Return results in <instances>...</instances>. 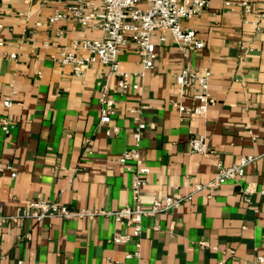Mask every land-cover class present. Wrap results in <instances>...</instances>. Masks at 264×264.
Listing matches in <instances>:
<instances>
[{
  "label": "crops",
  "instance_id": "crops-1",
  "mask_svg": "<svg viewBox=\"0 0 264 264\" xmlns=\"http://www.w3.org/2000/svg\"><path fill=\"white\" fill-rule=\"evenodd\" d=\"M70 1L0 0V264L137 263L125 257L134 251V240H111L130 228L100 211L135 205L132 175L117 157L132 146L138 121L147 124L139 147L149 168L140 188L142 205L206 185L218 162L254 157L241 177L204 186L169 212L144 217L139 264H255L264 255V20L256 29L244 22L241 7L224 2H248L247 19L254 21L264 0H210L200 15L183 19L204 40L202 49L185 52L170 35L163 42L153 36V68L131 78L138 88L124 93L99 62L77 76L57 61L60 47L100 34L71 15L48 21ZM76 53L85 54L80 48ZM117 58L124 71L142 70L131 42ZM182 67L210 72L215 102L204 117L180 114L173 105L194 104L191 89L180 93L175 83ZM103 83L115 113L100 126ZM5 98L9 107L2 104ZM4 118L11 124L8 134L1 129ZM198 134L205 136V154L190 151L189 139ZM35 199L99 212L41 221L3 218Z\"/></svg>",
  "mask_w": 264,
  "mask_h": 264
},
{
  "label": "built area",
  "instance_id": "built-area-1",
  "mask_svg": "<svg viewBox=\"0 0 264 264\" xmlns=\"http://www.w3.org/2000/svg\"><path fill=\"white\" fill-rule=\"evenodd\" d=\"M20 1L29 4L32 0ZM209 3L210 0H71L64 10L55 8L48 21L52 23L64 20L68 15H71L84 28L94 27L99 30L100 34L97 37L84 38L80 43L74 41L71 47H60L56 59L61 64L68 65L72 73L77 76H83L90 65L99 62L107 66L108 75L117 78V92L124 93L129 88L137 89V81L132 82L131 78L137 80L143 77L147 71L153 68L154 60L157 57L155 44L152 42L153 36L156 35L158 40L163 42L166 36L170 35L179 49L185 52L204 48V40L198 36L194 29L183 26L182 20L200 15ZM224 4L241 7L242 15L246 16L244 22H251L256 26V29L260 28L259 22L264 20V8L256 16V20L249 21L247 19V15L250 13L248 2L225 1ZM130 42L137 47L141 57L142 70L139 72L124 71L119 66L117 56L121 48ZM78 48L85 54H77ZM10 56L15 58L14 54ZM209 81L210 72L207 69L196 71L182 67L175 73L178 91L183 93L185 89L190 88L194 101V104L189 108L178 102L173 103L180 114L206 116L209 107L215 102L209 92ZM99 102L98 124L105 126L115 113V100L108 94L106 83L102 84ZM2 104L4 107H9L11 100L5 98ZM146 127V123L137 122L132 131V146L122 151L117 157V161L132 175L131 188L135 205L133 207L125 206L115 211H100L130 228V232L116 234L111 240L115 243L134 240V251L126 253L125 257L135 258L136 264H139L140 236L144 217L169 212L182 202L191 200L194 192L204 186L213 189L229 180L241 177L244 174L245 166L254 159L251 156H243L238 163L231 165H223L218 162L214 177L206 185L196 184L190 193L174 192L164 195L162 198H154L149 204L142 205L140 203V188L146 183L145 176L149 173V168L143 164L140 158L139 147L142 131ZM10 128V122L6 118L1 119V129L5 134L9 133ZM114 131H117L116 127ZM106 133L109 134V131L106 130ZM189 147L191 152L205 154L207 152L205 136L202 134L192 136L189 139ZM6 169L10 171L11 177H14L15 172L12 166L6 165ZM245 198L247 199V197ZM98 212L90 209L72 211L55 201L35 199L22 207L15 215L3 218H8L12 222L19 217L41 221L44 218L55 216L61 218L93 217ZM255 264H264V255H257Z\"/></svg>",
  "mask_w": 264,
  "mask_h": 264
}]
</instances>
